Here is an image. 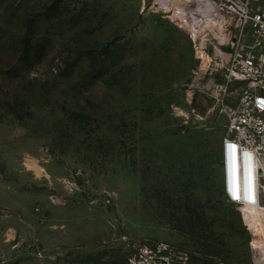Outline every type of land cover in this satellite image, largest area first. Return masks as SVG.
Returning a JSON list of instances; mask_svg holds the SVG:
<instances>
[{"label":"rangeland","instance_id":"374dc122","mask_svg":"<svg viewBox=\"0 0 264 264\" xmlns=\"http://www.w3.org/2000/svg\"><path fill=\"white\" fill-rule=\"evenodd\" d=\"M182 1L0 0V264L264 263V210L224 190L231 35Z\"/></svg>","mask_w":264,"mask_h":264},{"label":"built area","instance_id":"2783aa9c","mask_svg":"<svg viewBox=\"0 0 264 264\" xmlns=\"http://www.w3.org/2000/svg\"><path fill=\"white\" fill-rule=\"evenodd\" d=\"M200 1L202 5L192 4V9L177 12L175 18L187 23V18H193L203 25V18L212 15L221 22L220 29L231 35L227 60L221 56L216 62L222 75L219 91L229 95L235 87L237 92V106L229 113L222 141L224 190L233 202L256 205L248 189L255 192V169L264 176V0ZM183 3L179 0L176 6ZM241 157L244 198L239 183ZM258 189L262 190L260 182ZM234 192L239 200L233 198ZM133 247L126 264H194L184 248L168 241H144Z\"/></svg>","mask_w":264,"mask_h":264},{"label":"bare ground","instance_id":"6f19581e","mask_svg":"<svg viewBox=\"0 0 264 264\" xmlns=\"http://www.w3.org/2000/svg\"><path fill=\"white\" fill-rule=\"evenodd\" d=\"M206 18H208V17H206ZM206 18H204V19H206ZM211 19L215 20L216 18H214L211 15ZM259 182H260V185H261V183H262V175H258L256 173V169H255V192H253L252 187H250L248 189V195L250 196L251 199H253L255 197V199H253V200H255L257 204L256 205H246V206H252V207H256V208H261V209L264 210V198H263L262 190H260V192H259V189H258V183ZM239 183H240V194H241V197L244 198V195H243L244 189L242 187V157L240 158V164H239Z\"/></svg>","mask_w":264,"mask_h":264},{"label":"snow or ice","instance_id":"6c2138e0","mask_svg":"<svg viewBox=\"0 0 264 264\" xmlns=\"http://www.w3.org/2000/svg\"><path fill=\"white\" fill-rule=\"evenodd\" d=\"M230 147H233V146H230ZM233 198H234V199H237V200H239V199H240L239 195H238V194H236L235 192L233 193Z\"/></svg>","mask_w":264,"mask_h":264}]
</instances>
